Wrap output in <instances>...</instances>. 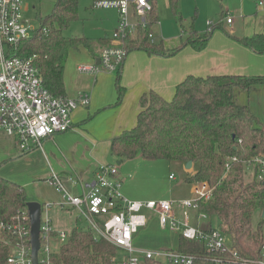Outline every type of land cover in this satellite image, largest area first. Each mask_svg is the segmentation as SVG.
Returning a JSON list of instances; mask_svg holds the SVG:
<instances>
[{
    "label": "trees",
    "instance_id": "trees-1",
    "mask_svg": "<svg viewBox=\"0 0 264 264\" xmlns=\"http://www.w3.org/2000/svg\"><path fill=\"white\" fill-rule=\"evenodd\" d=\"M181 0H169L176 19L181 18ZM158 6V5H157ZM157 6L149 14L146 28H138L126 40L127 56L143 51L149 55L174 56L186 48L204 51L211 33H198L194 25L184 29L180 45L168 48L155 41L154 28L159 23ZM80 0H57L52 11L35 19L37 30L16 49L17 56L34 58L45 87L55 96L65 95V66L71 50L85 48L97 60L109 47L110 39L67 37L65 32L80 20ZM221 28V27H217ZM215 28L214 31L217 29ZM246 48L264 54V36L236 38ZM125 63V62H124ZM123 66L121 67V69ZM117 72L118 103L124 96ZM264 87V76H188L171 99L151 91L141 98L136 125L115 137L111 155L118 165L141 156L147 160L192 162L195 174L187 183H208L213 197L201 201L197 214L207 219L200 225L205 232L219 230L228 236L230 250L209 253L203 242L179 235L177 250L194 256L195 264H244L257 261L264 247V180L259 177L264 166L254 164L264 157V125L251 108L237 102L236 90ZM237 161L233 162L232 159ZM230 163L229 169L226 168ZM26 190L0 176V220H11L27 210L31 202ZM217 220V226L213 221ZM56 237V233H53ZM16 238L0 235V264H6ZM43 245V241L41 240ZM237 253L239 260L234 257ZM120 249L104 239L95 240L88 229H74L66 242L51 253V264H121ZM143 264H166L144 260Z\"/></svg>",
    "mask_w": 264,
    "mask_h": 264
},
{
    "label": "built area",
    "instance_id": "built-area-1",
    "mask_svg": "<svg viewBox=\"0 0 264 264\" xmlns=\"http://www.w3.org/2000/svg\"><path fill=\"white\" fill-rule=\"evenodd\" d=\"M158 5V0H96L98 9H116L118 25L113 31L111 45L104 48L98 59L99 64L81 65V74L98 76L101 73L118 72L127 58L126 40L138 28H146L149 14ZM261 5H264L261 3ZM24 0H0V131L15 138L22 152L41 147L43 140L63 134L72 129V114L79 107L90 104V96L79 94L75 98L55 96L44 85L34 58L17 56L19 44L37 30V25L25 17ZM223 20L228 24L233 18L227 15ZM222 20V22H223ZM209 33L216 28L209 22ZM154 40V36H151ZM237 161L236 158L232 159ZM254 164L264 166V157L256 158ZM230 163L226 168L229 169ZM119 165H103L98 168L93 183L84 185L82 195L71 194L63 182L54 176L51 184L63 193L64 202L79 213L94 234V239H104L121 250V264H142L144 260L161 261L166 264H195L192 255L177 250H146L134 244L136 235L149 222V216L157 217L162 229L179 232L187 240L203 242L209 253L230 250L228 236L219 230L205 232L200 222L207 219L197 214L201 201L213 197L214 188L208 183L196 184L195 201H183L186 210L183 219L178 220L174 206L169 201L132 202L121 192L124 180L120 177ZM264 180V171L259 177ZM51 204L42 205L39 264H51L53 229L49 215ZM188 210L197 214L199 223L194 225ZM0 235L16 238L11 244L12 252L6 264H33L31 247V224L28 210L19 212L11 220H0ZM57 238L64 244L69 233L60 231ZM234 257L239 260L236 252ZM244 264H264V247L257 261H243Z\"/></svg>",
    "mask_w": 264,
    "mask_h": 264
},
{
    "label": "crops",
    "instance_id": "crops-1",
    "mask_svg": "<svg viewBox=\"0 0 264 264\" xmlns=\"http://www.w3.org/2000/svg\"><path fill=\"white\" fill-rule=\"evenodd\" d=\"M95 1L93 0L92 4L93 10L98 9L94 7ZM24 2L26 3L25 0ZM40 2L51 3L53 9L57 0H40ZM261 3L264 4V0L257 1L255 13L243 16L241 13L246 14L245 10H247V0H245L239 7V12L227 13L233 18L232 23L228 24L222 17L217 24H213L216 28H221L211 32L208 46L202 52H196L188 47L171 57L149 55L143 51L130 53L119 76L120 86L124 89L120 103H118L117 72L101 73L98 76L81 74L78 67L82 64L96 63V59L85 48L71 50L65 66V95L75 98L79 94H87L90 96V104L79 107L73 112L72 129L43 140L41 147H35L30 152H22L15 138L0 131V176L23 187L26 193L27 189H37L35 196L33 195L29 201L38 202L41 206L52 205L49 215L56 234L60 231L70 234L74 229L88 230L87 223L79 218L76 210L69 205H60L65 200L63 193L51 184L54 176L63 182L64 187L71 194L82 195L86 192L84 185L95 181L100 166L115 165L114 161L117 158L113 157L110 151L112 141L136 125L141 110V98L151 91L165 99H171L176 87L190 75L264 76V54H258L236 40V38H250L255 35L264 36V5ZM29 9L25 4V12H36L35 6ZM49 13L43 16L36 14L35 19ZM224 13L222 11V14ZM118 20L119 15L114 30ZM208 23L204 34L209 33ZM229 27L233 29L229 30ZM112 35L102 38H109L111 41ZM179 45L167 47L174 49ZM74 51L79 52L81 57L73 56ZM252 93L262 97L264 87H253L249 91L236 90L237 102L241 100L239 104L245 105V97ZM260 99L264 101L263 98ZM246 106H253L255 109V106L257 108L260 105L254 97V102L247 103ZM194 174L195 171L192 175ZM190 215L192 223L197 225L199 221L196 212ZM149 225L148 222L145 228ZM175 233L177 241L170 249L178 248L180 233ZM57 241V235L53 236L52 245L55 248H58Z\"/></svg>",
    "mask_w": 264,
    "mask_h": 264
},
{
    "label": "rangeland",
    "instance_id": "rangeland-1",
    "mask_svg": "<svg viewBox=\"0 0 264 264\" xmlns=\"http://www.w3.org/2000/svg\"><path fill=\"white\" fill-rule=\"evenodd\" d=\"M25 1L28 10H30L29 8H32V6L36 7V12L34 13L32 11H24L25 17L31 19L32 22H35L36 14H41L43 16L52 10L51 3L43 2L42 4L40 0ZM244 1L245 0H181V18L176 19L168 5V0H158L157 12L159 23L154 28V40L157 42L162 40L168 47L178 45L181 42V38L185 35V28L194 25L195 30L203 34L206 31L207 22L217 24L222 17L224 19L227 16V13L239 12V7H241ZM257 1L259 0H247L246 14H241L246 16L255 13L257 10ZM92 4L93 0H80V20L75 22L71 28L64 33L65 36H85L96 40L104 36L110 37L112 35L115 24L117 23V11L106 9L93 10ZM222 11L225 13L222 14ZM232 29L233 28L229 27V30ZM72 54L75 57H81L79 52L74 51ZM83 60L84 59H82V61ZM253 94L254 93L247 95L244 101L246 104L252 103V101L254 102V97L257 98L258 105L260 106L257 108L255 106V109L253 106L250 108L259 122L264 125V101L260 99L263 98L264 100V96L258 97L256 94ZM118 161L119 160L116 159L114 164H118ZM119 167L120 177L124 180L121 192L132 202L146 203L148 201H169L174 206L177 219L182 220L183 212L186 209L181 206V203L183 201H195L198 199L195 193L196 184L186 182V179L191 176L197 168L193 167L187 170L186 164L183 162L164 159L147 160L138 156L133 160H124ZM36 191V188L27 189L28 198H33ZM188 211L190 214L194 212L193 210ZM149 223L150 225L147 228H142L136 235L135 246L142 247L146 250L173 248L177 241L176 233L169 229H162L159 226L160 224L158 225L159 221L157 217L153 215L149 216ZM213 223L217 226L218 222L214 219ZM61 245L62 244L58 240L56 246L58 248L52 245V250L59 249ZM123 257L124 256H121L120 259H123Z\"/></svg>",
    "mask_w": 264,
    "mask_h": 264
},
{
    "label": "water",
    "instance_id": "water-1",
    "mask_svg": "<svg viewBox=\"0 0 264 264\" xmlns=\"http://www.w3.org/2000/svg\"><path fill=\"white\" fill-rule=\"evenodd\" d=\"M100 60H96V64H99ZM193 163L186 164V169H192ZM41 204L38 202L27 203V210L30 217L31 224V247H32V260L33 264H39L38 253L41 248L40 242V226H41ZM264 217V214H263Z\"/></svg>",
    "mask_w": 264,
    "mask_h": 264
}]
</instances>
